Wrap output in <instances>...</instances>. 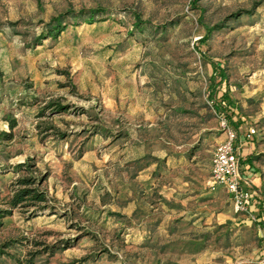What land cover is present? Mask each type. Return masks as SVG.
<instances>
[{
  "label": "rangeland",
  "instance_id": "1",
  "mask_svg": "<svg viewBox=\"0 0 264 264\" xmlns=\"http://www.w3.org/2000/svg\"><path fill=\"white\" fill-rule=\"evenodd\" d=\"M192 1L0 0V203L32 160L51 207L4 221L0 264H261L263 222L211 189L226 133L209 61L226 68L218 95L228 90L244 132L258 130L264 198V0H202L211 26L253 13L205 45ZM98 7L107 21L38 45L53 18Z\"/></svg>",
  "mask_w": 264,
  "mask_h": 264
},
{
  "label": "trees",
  "instance_id": "2",
  "mask_svg": "<svg viewBox=\"0 0 264 264\" xmlns=\"http://www.w3.org/2000/svg\"><path fill=\"white\" fill-rule=\"evenodd\" d=\"M202 0H193L191 3V10L200 11V24L205 28L206 34L200 40V45L207 44L213 36L224 30L228 27L230 23L236 22L240 20L245 15L253 14L252 11H245L244 13L238 12L230 15L224 21L219 22L215 25H208L205 23V7L201 6ZM108 11L98 7L96 9H81L79 11L70 9L66 12L62 13L58 17L53 18L49 23L46 24L45 30L43 33L37 38L38 45H40L43 41L47 39H59L62 34H64L70 27L79 26L82 22L88 24H96L98 22L107 21ZM132 19L134 21L133 27L137 30H142L149 23L145 21L141 14L138 12L132 13ZM164 30L167 29L163 28ZM214 67V74L222 73V77L218 82L216 79L213 80V86L210 91V101L212 102V107L216 112V115L220 118L227 119L230 126L237 133V145L241 137L246 138V133L243 128L247 122V120L240 113L239 107H237L229 97L228 90L222 96L218 94V88H220L225 83L229 82V76L227 74L226 68L220 62L209 61ZM4 77V74L0 71V79ZM55 109L57 113L65 112L68 107H64L59 103H52L46 109ZM18 125V121L12 120L10 126L12 129L16 128ZM6 140H11L13 138V134L5 135L3 137ZM258 157L253 155L247 162L256 161ZM32 160H29L25 163H20L14 167V169L19 174H27L24 177L17 179L15 183V191L10 200L6 203L8 208H3L0 203V227L3 226L4 221L12 217L14 215L15 210L21 209L22 212L29 213L31 218H35L38 213L45 212L49 210L51 207L49 205L50 199L45 191L41 189L43 180L37 177L32 176L34 174V168L36 165L31 163ZM1 170V169H0ZM1 174V173H0ZM46 180V179H45ZM252 209V208H251ZM11 245L7 244L6 248H9ZM29 264H34L33 261H28Z\"/></svg>",
  "mask_w": 264,
  "mask_h": 264
},
{
  "label": "built area",
  "instance_id": "3",
  "mask_svg": "<svg viewBox=\"0 0 264 264\" xmlns=\"http://www.w3.org/2000/svg\"><path fill=\"white\" fill-rule=\"evenodd\" d=\"M226 133V140L221 142L215 149L212 160L211 189L216 192L225 190L230 195L237 213L249 215L256 219L252 212L254 195L248 179L243 176L240 150L237 145V133L230 126L227 119L221 118ZM258 130L255 127L246 131L247 141H253L258 137ZM264 264V253L261 260Z\"/></svg>",
  "mask_w": 264,
  "mask_h": 264
},
{
  "label": "crops",
  "instance_id": "4",
  "mask_svg": "<svg viewBox=\"0 0 264 264\" xmlns=\"http://www.w3.org/2000/svg\"><path fill=\"white\" fill-rule=\"evenodd\" d=\"M254 142V140L247 141L245 137H241L238 142V147L240 150L243 176L245 179L249 180L251 190L254 195L253 204L251 207L252 212L255 218H258L260 222H263L264 227V198L262 196L263 179L259 171L256 169V162H247V160L250 159L253 155L257 156L260 153Z\"/></svg>",
  "mask_w": 264,
  "mask_h": 264
}]
</instances>
